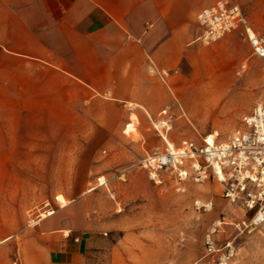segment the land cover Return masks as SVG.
I'll return each mask as SVG.
<instances>
[{"label": "rangeland", "instance_id": "1", "mask_svg": "<svg viewBox=\"0 0 264 264\" xmlns=\"http://www.w3.org/2000/svg\"><path fill=\"white\" fill-rule=\"evenodd\" d=\"M239 2L263 35L264 0ZM187 48L180 67L166 69L168 78L155 74L166 97L157 109L107 102L100 108L106 119H91L90 108L9 107L0 92V264H47L36 226L47 211H56L51 218L59 224L73 223V239L88 240L79 264H213L207 231L222 216L239 222L243 214L217 183L189 182L178 193L170 181L155 185L141 161L166 148L153 123L167 105L174 143L202 144L212 134L226 142L244 130V118L264 101V59L239 33ZM196 201H212L214 209L198 210ZM217 238L234 241V264H264V227L227 225Z\"/></svg>", "mask_w": 264, "mask_h": 264}, {"label": "crops", "instance_id": "2", "mask_svg": "<svg viewBox=\"0 0 264 264\" xmlns=\"http://www.w3.org/2000/svg\"><path fill=\"white\" fill-rule=\"evenodd\" d=\"M216 1L0 0V92L9 107L90 108L91 119H106L107 102L157 109L155 74L180 67ZM49 217L36 224L47 264H79L88 240Z\"/></svg>", "mask_w": 264, "mask_h": 264}, {"label": "built area", "instance_id": "3", "mask_svg": "<svg viewBox=\"0 0 264 264\" xmlns=\"http://www.w3.org/2000/svg\"><path fill=\"white\" fill-rule=\"evenodd\" d=\"M197 21L201 30L197 41L202 45L212 46L230 34L239 33L253 55L264 59V34L254 32L239 0H217L198 14ZM161 77L168 78L169 72L162 71ZM157 119L153 126L166 148L148 154L141 167L155 185L170 181L178 193H185L189 182L213 181L220 185L222 197L243 218L237 222L234 216H222L213 222L204 237V248L213 264H234L238 254L234 241L217 240L223 226L234 225L240 231L264 227V101L244 118L245 129L226 142L214 139L211 144L207 136L202 144L184 139L170 145L167 140L173 130L171 107L165 106ZM195 205L204 212L214 209L212 201H196Z\"/></svg>", "mask_w": 264, "mask_h": 264}, {"label": "bare ground", "instance_id": "4", "mask_svg": "<svg viewBox=\"0 0 264 264\" xmlns=\"http://www.w3.org/2000/svg\"><path fill=\"white\" fill-rule=\"evenodd\" d=\"M138 120V119H137ZM139 121V120H138ZM130 129V128H129ZM126 133V132H125ZM139 136V135H138ZM210 137H209V139H208V141H209V143H213V141H214V139H216L217 138V136L216 135H209ZM168 141V143L170 144V145H172V142L170 141V140H167ZM218 184V183H217ZM219 185V184H218ZM51 214H53V211H47V213L46 214H42V216H41V219L39 220V221H41L43 218H45V217H49V216H51ZM52 217V216H51ZM51 217H49V218H51ZM49 218H47V219H49ZM46 219V220H47Z\"/></svg>", "mask_w": 264, "mask_h": 264}]
</instances>
